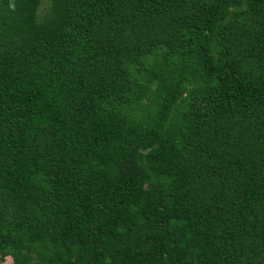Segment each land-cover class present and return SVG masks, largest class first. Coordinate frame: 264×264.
Listing matches in <instances>:
<instances>
[{"label": "trees", "instance_id": "obj_1", "mask_svg": "<svg viewBox=\"0 0 264 264\" xmlns=\"http://www.w3.org/2000/svg\"><path fill=\"white\" fill-rule=\"evenodd\" d=\"M0 0V264H264V0Z\"/></svg>", "mask_w": 264, "mask_h": 264}, {"label": "rangeland", "instance_id": "obj_2", "mask_svg": "<svg viewBox=\"0 0 264 264\" xmlns=\"http://www.w3.org/2000/svg\"><path fill=\"white\" fill-rule=\"evenodd\" d=\"M49 0H43V5L41 7V11H43L48 6ZM3 264H13V260L10 257L4 258L2 261Z\"/></svg>", "mask_w": 264, "mask_h": 264}]
</instances>
